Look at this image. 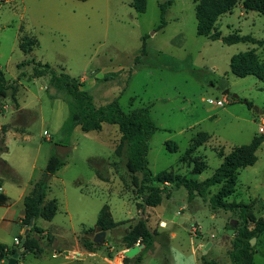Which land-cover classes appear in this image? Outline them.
<instances>
[{"label": "rangeland", "instance_id": "1", "mask_svg": "<svg viewBox=\"0 0 264 264\" xmlns=\"http://www.w3.org/2000/svg\"><path fill=\"white\" fill-rule=\"evenodd\" d=\"M9 1L0 6V69L8 81L17 80L21 87L18 85L17 104L11 96L2 101L9 106V114L15 112L10 120L0 118V123L9 121L8 131L12 130L5 143L0 137V148L18 183L1 163L0 172L7 177L5 189L12 200H16L13 189L30 190L32 181L41 179L58 145L70 148L62 156L67 165L50 179L47 192V200H58L59 211L53 221L41 220L39 226L57 235L78 233L83 226L94 228L104 205H109L117 221H124L122 226H134L146 219L149 207L144 213L137 207L142 199L130 182L126 148L121 157L115 154L120 143L117 126L104 125L101 133H86L78 127L70 139L57 132V126L68 118L69 109L63 98L55 97L49 76L30 79L36 63L49 64L83 82L97 107L117 101L125 113L149 108L159 129L150 139L148 155L154 175L173 170L204 181L222 164L219 150L228 154L264 134V82L253 76L237 77L230 66L234 55L249 50H254L264 63V46L226 45L198 35L196 6L200 0H148L145 13L135 11L132 0ZM243 1L219 18L217 30L223 36L238 33L264 40V15L245 12ZM167 2L166 26L159 29L161 5ZM21 27L23 34L38 43L28 56L19 48ZM143 41L147 44L145 55L141 54ZM24 60L26 66L20 68ZM108 73H117V77L102 81ZM234 95L238 96L235 101ZM217 101H225L224 106L216 105ZM21 106L27 110L16 112ZM1 110L3 115V107ZM199 132L208 133L211 139L196 153L198 162L206 163L207 169L195 175L194 165L180 163V159ZM170 143L177 146V152L167 150ZM257 156L254 166L239 171L237 189L227 202L249 205L256 220H264V144ZM101 161L108 165L109 182L97 177L96 166L104 168ZM220 188H210L208 199ZM185 205L186 209L180 211ZM149 209L151 214L153 210L175 222L178 234L176 239L162 242L158 256L147 257L150 264H168L165 256L169 264H202L204 256L218 264L231 263L234 235L241 226L238 215L214 211L208 200L198 196L190 202L185 188L173 191L159 207ZM2 212L0 208V215ZM16 222L18 219L5 229L0 227L1 241L10 247H16L14 238L21 230ZM249 228L253 230L255 224L250 223ZM96 233L93 240L100 249L116 241L115 231L112 237L99 228ZM118 233L123 237V229ZM195 236L203 237L204 243L211 242L210 246L200 247ZM252 239L254 264H264V230ZM117 244L122 245V239ZM51 255L52 250L45 249L43 257L51 260Z\"/></svg>", "mask_w": 264, "mask_h": 264}, {"label": "trees", "instance_id": "2", "mask_svg": "<svg viewBox=\"0 0 264 264\" xmlns=\"http://www.w3.org/2000/svg\"><path fill=\"white\" fill-rule=\"evenodd\" d=\"M86 2L88 0H77ZM241 0H200L196 6L197 34L213 41L221 40L226 45L238 43H253L261 47L264 46V40H257L252 36H242L240 34L223 36L217 30V22L220 17L231 13ZM148 0H132V7L138 13H145L147 10ZM170 2L161 5L162 23L159 29L166 26L164 13ZM243 8L245 12L254 11L264 15V0H244ZM146 36H144L143 40ZM38 46L37 40L27 35L20 38L19 48L26 54L30 55ZM146 42L143 41L141 54H146ZM25 61L19 64L24 67ZM231 72L240 78L253 76L264 82V63L260 62L254 50L236 54L231 59ZM50 77V87L55 90V97L60 96L66 102L69 109V116L64 122L61 133L70 139L76 128H80L86 133L99 132L104 125L117 126L121 135L120 143L115 150L117 157H121L124 148H126V169L130 174V182L134 190L142 199V204H138L139 210L144 213L145 207H158L165 199H169L173 191L185 188L188 197L192 200L195 197H201L208 200L212 210L230 211L239 216L241 226L238 228L233 239V250L230 253V264H254V251L251 248V239L264 230V220H256L251 207L243 203L227 202L237 189L238 175L241 169L254 166L258 161V150L264 144V134L256 135L251 143L235 147L230 153L226 154L222 150L218 151V156L222 158V164L214 174L199 181L196 178H189L185 175L175 174L173 170L162 171L154 175L149 168L148 155L150 151V139L159 130L156 123L150 115L149 108H136L130 113H125L117 101H113L104 106L97 107L94 104L92 93L85 88L83 82L69 74L58 71L49 64L36 63L33 67V73L30 75L31 80L42 77ZM117 77V73H108L103 80L111 81ZM100 82L101 80H97ZM19 82L16 80L10 82L7 80L4 72L0 69V103L9 96L17 104L16 93L18 92ZM233 101L235 99L233 98ZM251 106V103H248ZM0 108V114H1ZM8 131L7 126L1 128L2 135ZM2 141L5 143L2 136ZM211 136L205 132H199L191 139L190 145L180 163L194 165L192 174L200 175L207 169L206 163H199L197 150L204 146ZM177 146L170 143L167 150L170 153L177 152ZM4 152L0 148V153ZM5 170L11 173L12 180L18 183V178L11 166L4 160H0ZM104 168L96 166L97 177L103 182H109L110 176L107 163L101 161ZM65 165V160L58 153H53L47 162L41 179L35 184L33 192L24 200L25 217L23 224L29 227L31 220L34 225L27 235L22 254L31 253L40 255L43 253L41 245V235L43 230L38 226L39 220L50 221L58 211L56 200H47V192L50 186V179ZM4 173L0 172V177ZM5 175V174H4ZM170 185V186H168ZM221 186L220 190L214 196L208 199L207 192L210 188ZM2 182L0 181V190ZM9 198L0 192V206L7 204ZM250 223L255 224V228H249ZM97 227L100 231H112L119 227L121 223H116L113 219L109 205H104L99 212ZM90 231H93L91 229ZM21 241L23 238H20ZM155 233L152 232L147 224L146 219H140L134 226L129 227V232H125L122 238V244L126 249H130L139 244L141 252L133 258L124 257L125 264H143L144 255L153 247ZM81 248L88 252H96L100 248L95 242L86 238L84 235L79 236ZM20 249L16 246L7 249L5 245H0V264L9 260L12 255ZM164 259L170 263L168 257ZM202 264H218L214 260H207L205 256Z\"/></svg>", "mask_w": 264, "mask_h": 264}, {"label": "crops", "instance_id": "3", "mask_svg": "<svg viewBox=\"0 0 264 264\" xmlns=\"http://www.w3.org/2000/svg\"><path fill=\"white\" fill-rule=\"evenodd\" d=\"M5 2L10 3L9 0H5ZM23 28L24 27L20 28L21 33L19 36V41H20V38L22 36H24V35L29 36L26 33L23 34V32H24ZM24 55L28 56L29 54L28 55L24 54ZM19 85L21 87V83H19ZM2 107H3V115L0 114V118L8 119V117H9L8 120H10V118L12 119L13 114L15 112V109L11 114H9V112H8L9 106H6V104H3V102H2V104H0V108H2ZM12 107H14V106L12 105ZM26 110H27L26 108H23L21 106L18 110H16V112L22 113L23 111H26ZM65 121H63L61 124H59L57 126V132L61 133V129H62V126H63ZM9 123H10L9 121L4 122V123H0V137L3 136L5 142H6V138H7L8 134L11 133L12 130L7 131V133L5 135H2L1 128H2V125L7 126ZM103 129H104V126H103ZM97 133H101V131H99ZM47 136H48V134H47ZM120 138H121V135H120ZM2 155L3 154L0 153V160L6 161ZM66 165H67V161L65 159V165L63 167H65ZM59 171L57 173H59ZM6 180H7V177H4V176L0 177V181L2 182V189L0 190V192L4 193L9 198L6 205L0 206V208L4 209V212H2V214L0 215V227L3 226V229H5L6 226H9V223H12L13 221H16L18 219V222H16V223H18L21 226V230H20L19 236L15 237V238H24L26 231L28 229V227H26L23 224V219L25 217L24 200L28 195H30L33 192L35 184L37 183V180L32 181L31 186H30V190H29V188L26 189V188H21V187H19L17 189H13V192L16 194L15 195L16 200H14V201L12 200V198L9 196V193L5 189V181ZM51 200L57 201L58 211H59L58 200L57 199H51ZM51 200H48V201H51ZM189 201L191 202L190 199H189ZM186 207L187 206L185 205L184 207H182L180 209V211H182V210L184 211L186 209ZM149 208L155 209L156 207H149ZM149 208L147 210H145L146 211L145 218L147 220V224H148L149 229L155 233V239H154L153 247L144 255L143 264H150L147 261V257L149 255L158 256V251L161 248V244L163 241L165 242V240H167L169 242V241L174 240L178 237V234L176 232V226L177 225L175 224V222L164 219L165 217L163 215L156 214L153 212V210H152V214H151L149 212V211H151V209H149ZM58 211H57V213H58ZM180 211L178 212V214H180ZM141 214H142V212H141ZM56 215H55V217H56ZM54 218L52 220H50L49 222L53 221ZM113 219L116 223L124 222V221L119 222L114 217H113ZM41 220L38 221V226H39V223ZM196 225H198V224H196ZM50 226H53V225L50 224ZM95 226H97V225H95ZM95 226H94V228L91 227L90 229H87L86 227L83 226L81 231H79L78 233L77 232H73L72 234H67V233L61 234L60 233L59 235L53 233L52 231H49L48 229H46L44 227L39 226L43 230V233L41 235V238H42L41 239V245L43 247V253L40 255H37V256L33 255L31 253L21 254L17 260V264H29V263L30 264H125L124 263L125 252L129 249H126L123 246V244L118 246L117 242H120L121 239L123 238L122 235H120L118 233V231H120V229H123V231L125 233L127 230H129L130 226L129 225L128 226L120 225L116 229H114L112 231H108L107 234H108V236L111 235V237L115 231L116 234H114V235L116 236L117 242L111 240L110 243H106L105 246L102 248V249H104L103 252L100 254L98 253V251H100L102 249H99L96 252H88V251L82 250L80 245H79V236H81V235H84L86 238L94 241L93 237H95L97 235L96 231L98 228V227L95 228ZM199 228L201 229L200 226H199ZM91 229H93V231H90ZM63 232H67V231H63ZM195 237H196V239L200 240V242H201L200 247L202 245L211 244V242H205L204 243L203 237L202 238H197V236H195ZM0 245H5L7 247V249L14 248V247L8 246L5 241H1V237H0ZM45 249L46 250H52L51 260H47L46 258L43 257ZM30 258H33L34 260H31L29 262ZM8 261L9 260L3 261V262H1V264H8ZM175 264H177L176 261H175Z\"/></svg>", "mask_w": 264, "mask_h": 264}, {"label": "water", "instance_id": "4", "mask_svg": "<svg viewBox=\"0 0 264 264\" xmlns=\"http://www.w3.org/2000/svg\"><path fill=\"white\" fill-rule=\"evenodd\" d=\"M229 91L225 92V94H228ZM234 99H238V96L237 95H234L233 97ZM70 150L69 147H66L64 145H58V154L61 155V156H64L66 153H68ZM142 216H143V213H142ZM34 225V220L32 219L31 222H30V225L26 231V234L21 242V246H20V249L15 252L12 257L9 259L8 261V264H17V260L19 258V256L25 251V248H24V242H25V239L27 237V235L29 234L30 230L32 229ZM97 226H95L96 228ZM127 233L129 232V230L126 231ZM100 235H105V232H101ZM251 245H253L255 243V240L254 239H251L250 241ZM210 246V244H208V246L206 247V249ZM141 249L142 247L141 246H135L133 248H130L129 250H127L125 252V256L128 257V258H133L135 257L136 255H138L140 252H141Z\"/></svg>", "mask_w": 264, "mask_h": 264}, {"label": "built area", "instance_id": "5", "mask_svg": "<svg viewBox=\"0 0 264 264\" xmlns=\"http://www.w3.org/2000/svg\"><path fill=\"white\" fill-rule=\"evenodd\" d=\"M5 2V0H0V6H1V4L2 3H4ZM224 103H225V101L223 102V101H217L216 102V105H218V106H224ZM195 231L197 230L196 228L194 229ZM15 244H16V246H21V239L20 238H15ZM136 246H140L139 244H137Z\"/></svg>", "mask_w": 264, "mask_h": 264}]
</instances>
